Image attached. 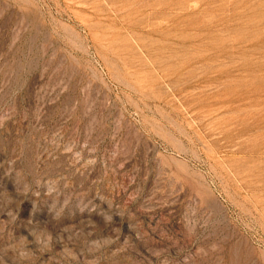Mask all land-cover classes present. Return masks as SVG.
I'll return each instance as SVG.
<instances>
[{
	"label": "rangeland",
	"instance_id": "obj_1",
	"mask_svg": "<svg viewBox=\"0 0 264 264\" xmlns=\"http://www.w3.org/2000/svg\"><path fill=\"white\" fill-rule=\"evenodd\" d=\"M0 264H264V0H0Z\"/></svg>",
	"mask_w": 264,
	"mask_h": 264
}]
</instances>
